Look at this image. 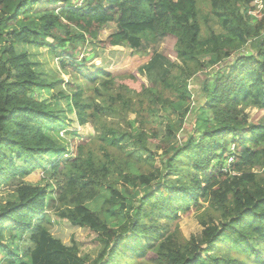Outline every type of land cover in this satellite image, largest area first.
<instances>
[{
    "label": "trees",
    "instance_id": "1",
    "mask_svg": "<svg viewBox=\"0 0 264 264\" xmlns=\"http://www.w3.org/2000/svg\"><path fill=\"white\" fill-rule=\"evenodd\" d=\"M81 1L0 0V182L19 177L0 206V252L9 264H118L125 251L153 264L239 263L217 255L225 246L244 264H264V17L247 16L253 0ZM32 11L40 16L31 17ZM209 15L223 33L207 25ZM108 23L115 31L97 42L102 50L136 52L141 41L175 38L176 61L161 84L179 102L190 101L188 82L195 74L206 64L215 68L211 82L202 84L204 106L194 113L191 135L183 145L175 144L164 168L143 171L156 157L146 147L140 112L156 113L153 105L162 111L171 101L143 85L132 88L133 75L99 69L90 77L98 61L75 57L74 44L96 38ZM16 45L47 48L61 69L77 75L85 71L94 86L92 99L81 89L59 93L68 114L93 131L90 141L76 146L73 159L64 158L70 150L59 137L60 117L46 101L34 98L54 84L34 71L28 54ZM122 77L128 82L123 84ZM248 106L263 114L256 125L247 120ZM188 113L184 108L175 123L166 122L164 140H177ZM112 118L141 129L127 133L111 125ZM149 134L158 137L154 128ZM36 169L51 172L50 181L60 184L49 210L46 186L23 180ZM108 170L114 182L104 179ZM205 205L197 217L200 233L188 239L170 234L168 222ZM57 221L98 233L104 249L90 262L75 245L52 236ZM12 232L26 241L23 248Z\"/></svg>",
    "mask_w": 264,
    "mask_h": 264
},
{
    "label": "rangeland",
    "instance_id": "2",
    "mask_svg": "<svg viewBox=\"0 0 264 264\" xmlns=\"http://www.w3.org/2000/svg\"><path fill=\"white\" fill-rule=\"evenodd\" d=\"M43 3L45 0H40ZM77 5L81 4V0H72ZM203 9L204 14L209 11V3H207ZM250 6V5H249ZM31 17L38 18L40 14H35L33 11L29 13ZM216 34L223 33L217 19L213 15L208 16L207 24ZM115 31V25L108 23L98 33L94 39L87 38L86 42H76L74 44V54L77 59H90L95 64L97 61L98 66L94 70L90 71L88 75L94 74L99 69H106L111 72L112 75L127 76L133 75L134 82H132V88H137L140 85L161 92L162 96L168 98L171 101L172 106H167L162 111L159 110L158 105H153V110L156 113H148L141 111V121H146L144 131L146 134V147L150 152L155 154L156 160L152 167L149 165L143 166V171H152L155 168H164V163L167 158L173 153V149L176 143L183 145L184 141L189 137L193 131L194 125V113L198 105L204 106L202 84L211 82L209 75L214 71V67L206 64L204 69L195 74L188 82V90L191 94V99L187 103L179 102L174 93L170 90L163 89L161 82L166 77L168 71L171 69L172 64L176 61L175 53V38L171 35H158L154 41L147 42L141 41L136 52H132L126 48H116L110 50H102L96 47L97 42L104 41L107 36ZM18 52H26L31 62H33V69L37 72L46 83L49 85L54 84V88L49 91L35 92L34 98L42 101H46V105L52 109L61 119V126L59 133L66 143L68 144L70 154L67 159H73L75 156L76 146L80 143L90 141L93 137V131L90 124L78 125L74 114H68L67 107L63 98L59 97L61 91H65L66 94L75 92L77 89H81L84 96L92 99L93 87L90 82L87 81L86 72L83 71L81 75L73 73L71 70L61 69L57 64L54 56L50 54L47 48H37L29 46L16 45ZM66 50H71L70 46L66 47ZM245 50V49H243ZM249 54V49L245 51ZM225 61L220 62V66H223ZM86 78V79H85ZM102 76H96V80L101 79ZM209 79V80H208ZM122 83L128 82L127 77H122ZM63 82V83H62ZM97 83V82H96ZM139 107V105H137ZM140 108V107H139ZM184 108L189 109L187 114L185 125L181 131H177V140L165 138V124L168 120L171 123L176 122L178 113H181ZM138 109V108H137ZM141 109H147V106L143 105ZM247 120L251 124H258L262 112L255 107L248 106L245 109ZM130 116V115H129ZM134 116H130L132 119ZM110 124L113 126L119 125V127L132 134H137L141 128L137 125L130 126L126 124L120 118H112ZM60 126V127H61ZM154 128L158 132V137L150 138L149 129ZM143 130L141 132H144ZM231 138L227 140L230 142ZM229 161V160H228ZM22 161L20 159L14 160L15 167H20ZM104 179L107 182H114L115 174L108 170L103 172ZM18 174L14 178L6 179L4 182H0V206L5 204L6 199L11 196L18 180ZM25 182L32 184H43L46 186V208L49 210L51 205L55 202V199L59 193L60 184L51 180V172L45 173L43 169L34 170L29 176L23 179ZM55 182V183H54ZM206 205L198 212L190 211L188 214H181L179 218H176L174 222H168L170 225V234H175L177 239L190 238L191 235H196L201 232L202 228L198 224L197 217L200 213H205ZM161 224H165V220H160ZM176 226H178L176 229ZM51 234L54 238L61 241L66 246L75 245L81 256H87L90 262H93L98 255L104 249V242L101 236L86 228H80L72 226L69 223L57 221L53 224ZM17 232H12L11 237L14 238L15 243H20V247L26 245V241H20L17 238ZM5 243L10 244L11 238L8 231L3 232ZM131 252L125 251L124 254L118 256V264H153L145 260L130 258ZM218 256H224L231 261L238 259L239 263L244 264L240 257L236 255L231 249L220 246L217 250ZM7 255L0 252V264H9ZM246 264H250L246 262Z\"/></svg>",
    "mask_w": 264,
    "mask_h": 264
},
{
    "label": "built area",
    "instance_id": "3",
    "mask_svg": "<svg viewBox=\"0 0 264 264\" xmlns=\"http://www.w3.org/2000/svg\"><path fill=\"white\" fill-rule=\"evenodd\" d=\"M247 16L252 20H258L264 17V0H253L251 8L247 11ZM61 133H59V137ZM63 139L62 137H60ZM64 140V139H63ZM232 159H229V162Z\"/></svg>",
    "mask_w": 264,
    "mask_h": 264
},
{
    "label": "crops",
    "instance_id": "4",
    "mask_svg": "<svg viewBox=\"0 0 264 264\" xmlns=\"http://www.w3.org/2000/svg\"><path fill=\"white\" fill-rule=\"evenodd\" d=\"M221 34V33H220Z\"/></svg>",
    "mask_w": 264,
    "mask_h": 264
}]
</instances>
